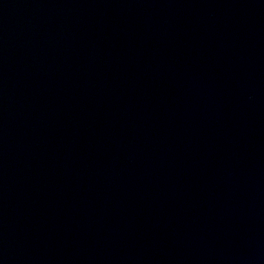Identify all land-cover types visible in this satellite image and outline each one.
<instances>
[{
    "label": "water",
    "instance_id": "1",
    "mask_svg": "<svg viewBox=\"0 0 264 264\" xmlns=\"http://www.w3.org/2000/svg\"><path fill=\"white\" fill-rule=\"evenodd\" d=\"M0 264H264V45L152 134L1 215Z\"/></svg>",
    "mask_w": 264,
    "mask_h": 264
}]
</instances>
